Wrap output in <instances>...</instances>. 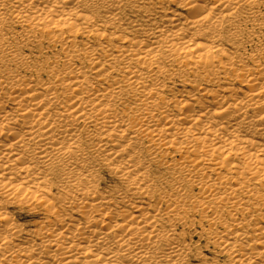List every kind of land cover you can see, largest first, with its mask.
Here are the masks:
<instances>
[{"label": "bare ground", "instance_id": "1", "mask_svg": "<svg viewBox=\"0 0 264 264\" xmlns=\"http://www.w3.org/2000/svg\"><path fill=\"white\" fill-rule=\"evenodd\" d=\"M0 264H264V0H0Z\"/></svg>", "mask_w": 264, "mask_h": 264}, {"label": "rangeland", "instance_id": "2", "mask_svg": "<svg viewBox=\"0 0 264 264\" xmlns=\"http://www.w3.org/2000/svg\"><path fill=\"white\" fill-rule=\"evenodd\" d=\"M100 175L102 180L104 181V187L112 186L114 185V182H117L113 176L108 174L106 170L101 171ZM11 211H13L14 213L15 220H17L20 224L24 226L33 225L40 218V216L36 215L35 212L30 211L29 209L14 208L11 209ZM202 225L203 226L197 225V227H193L192 229H190V234H192L193 236L194 246H198L200 251L204 255H206L208 259H213L217 257L216 253L218 252L216 250H212L211 248L206 247L209 239L201 237L199 233L201 232V230L206 229L207 224L203 223ZM221 257L222 256H218V259L224 261L225 258Z\"/></svg>", "mask_w": 264, "mask_h": 264}]
</instances>
